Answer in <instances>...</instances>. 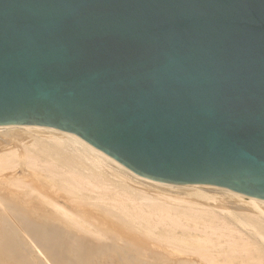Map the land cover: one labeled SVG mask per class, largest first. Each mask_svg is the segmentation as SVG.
Listing matches in <instances>:
<instances>
[{
  "label": "water",
  "instance_id": "1",
  "mask_svg": "<svg viewBox=\"0 0 264 264\" xmlns=\"http://www.w3.org/2000/svg\"><path fill=\"white\" fill-rule=\"evenodd\" d=\"M0 126L264 201V0H0Z\"/></svg>",
  "mask_w": 264,
  "mask_h": 264
},
{
  "label": "bare ground",
  "instance_id": "2",
  "mask_svg": "<svg viewBox=\"0 0 264 264\" xmlns=\"http://www.w3.org/2000/svg\"><path fill=\"white\" fill-rule=\"evenodd\" d=\"M0 135V264H264L260 199L153 182L50 128Z\"/></svg>",
  "mask_w": 264,
  "mask_h": 264
},
{
  "label": "rangeland",
  "instance_id": "3",
  "mask_svg": "<svg viewBox=\"0 0 264 264\" xmlns=\"http://www.w3.org/2000/svg\"><path fill=\"white\" fill-rule=\"evenodd\" d=\"M4 141H5L4 138L0 135V144H4ZM17 171H18V170H17ZM18 174H19V175H17L18 177L21 176V175H20V171H19ZM21 177H22V176H21ZM144 184H146V185H145V186H146V189H148V190H154V189H153V187H154L153 185H151V186H153V187H151V186H148L147 183H144ZM149 185H150V184H149ZM145 186L139 185V187L144 188V189H145ZM150 187H151V188H150ZM154 188L157 189L156 187H154ZM167 193H169V192H167ZM171 193H172V192H170V194H171ZM172 194L175 195L174 193H172ZM172 194H171V195H172Z\"/></svg>",
  "mask_w": 264,
  "mask_h": 264
}]
</instances>
